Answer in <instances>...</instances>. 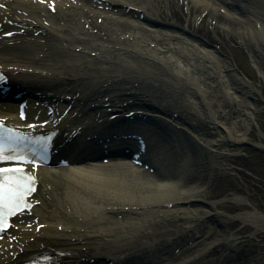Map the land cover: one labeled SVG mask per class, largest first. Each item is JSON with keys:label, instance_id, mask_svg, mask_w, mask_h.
Masks as SVG:
<instances>
[{"label": "bare ground", "instance_id": "6f19581e", "mask_svg": "<svg viewBox=\"0 0 264 264\" xmlns=\"http://www.w3.org/2000/svg\"><path fill=\"white\" fill-rule=\"evenodd\" d=\"M183 2L240 20L264 75V0H0V65L28 102L24 121L15 99L0 101V116L61 132L37 170L32 208L2 233L0 264L39 251L53 252L55 264H226L223 250L205 258L207 251L216 240L238 247L216 200L188 180L235 155L258 108L242 77L174 19ZM134 120L137 129L122 122ZM103 133L109 145L129 144L141 163L82 156L85 148L93 155ZM236 217L264 230L256 208ZM198 242L199 252L183 253Z\"/></svg>", "mask_w": 264, "mask_h": 264}, {"label": "rangeland", "instance_id": "374dc122", "mask_svg": "<svg viewBox=\"0 0 264 264\" xmlns=\"http://www.w3.org/2000/svg\"><path fill=\"white\" fill-rule=\"evenodd\" d=\"M188 5L187 15L186 6L181 3L179 8L172 9V16L179 22H182L184 16L188 20L189 28L197 30L199 35L218 44L264 98V75L249 58L250 53L247 50H252L254 46L241 28L240 20L228 18L221 12H217V15H210L209 12L201 15L202 11L199 8ZM197 14L199 15L195 17ZM254 96L258 97L257 94ZM255 104L258 109L254 114V123L245 134L244 140L255 145H264V104L260 100H256ZM220 106L217 107L219 110L226 108L221 102ZM235 115L230 114L229 118L232 120ZM228 121L230 122L227 119ZM206 131L212 134L211 130ZM236 135L237 133L233 132L235 139ZM237 143L234 146L235 155L217 158L212 173L205 168L202 172L194 173L188 180L198 183L202 188L199 190L201 198L216 200L214 204L216 210L226 214L224 217L226 230L239 238L236 249H224L222 245H215L219 243L216 240L219 233L216 229L212 230L208 235V241L214 239L216 243L207 251L205 258L217 256L223 250L228 258L226 264H264V230L254 232L253 224L242 222L236 217V213L253 208L264 212V150H258L262 147ZM234 195L243 197L244 201L234 200L232 198ZM203 244L204 242H198L196 246L190 245L187 252L183 253L196 254Z\"/></svg>", "mask_w": 264, "mask_h": 264}, {"label": "snow or ice", "instance_id": "6c2138e0", "mask_svg": "<svg viewBox=\"0 0 264 264\" xmlns=\"http://www.w3.org/2000/svg\"><path fill=\"white\" fill-rule=\"evenodd\" d=\"M3 7V5H0ZM0 121V125H2ZM23 137L0 127V161H15L17 167H0V230L8 227V217L28 207L26 196L34 188V175L25 172L23 165L34 163L15 146Z\"/></svg>", "mask_w": 264, "mask_h": 264}]
</instances>
